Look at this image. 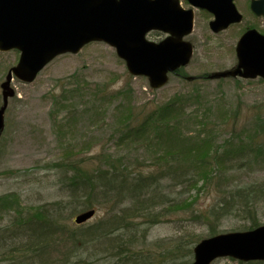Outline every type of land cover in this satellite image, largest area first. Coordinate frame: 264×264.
I'll return each instance as SVG.
<instances>
[{
	"label": "rangeland",
	"instance_id": "obj_1",
	"mask_svg": "<svg viewBox=\"0 0 264 264\" xmlns=\"http://www.w3.org/2000/svg\"><path fill=\"white\" fill-rule=\"evenodd\" d=\"M242 30V25H238L227 32L239 34ZM210 32L205 22L198 18L191 35H205ZM238 37L239 35H230L188 39L193 43L194 52L184 72L187 75L200 76L212 71L231 69L237 61L234 48ZM148 38L155 39L152 35ZM18 56L19 52L16 49L0 51V84L4 81L8 69L17 62ZM71 75L76 77L73 79ZM82 78H86L91 84L105 83L110 91L122 90L127 99L137 104L138 108L145 110L167 101L174 94L184 95L190 93V89L194 87H201L206 100L201 103L199 114L207 121L204 126L209 127L210 130L214 129L213 145L221 144L224 139L230 138L235 133L242 137H247L249 133L254 135L255 129L258 128L257 139L263 146V154L251 158L252 153H249V160L241 169H233L227 164L214 165L216 173L209 182L205 184L201 182L197 191L194 189L181 194V198L188 197L191 193L196 194L197 200L192 208L169 212L166 219L148 226L147 223L142 222V217L135 221L142 222L137 226L140 227L137 234L142 236L145 229L146 235L142 244L151 250V254L159 255L166 246L172 245L181 237L207 238L210 226H215L218 233L228 230L239 231L240 228L247 230L251 222L242 209L231 210L220 218L205 217L209 218L208 220L195 215L198 211L206 215L209 214V209L221 207L220 204L224 202L223 198L226 197L228 188L264 180V80L259 77L254 79L222 77L211 80L200 78L188 82L171 75L167 84L152 89L147 77H134L129 74L124 61L115 54L113 47L102 41L90 42L77 54H59L38 73L34 81L23 83L14 79L10 83L15 94L8 99L4 113L5 127L0 138V197L2 196L6 202L12 199L11 202L18 203L20 211L13 210V207L4 209L2 206L1 209L0 206V238L3 231V237L6 239L5 245L0 246V264H35L34 260L29 259L30 254L24 252L20 255L15 248L25 243L28 233L22 229L16 235L13 231L17 217L22 220L24 216H32L33 213L36 217H42V213L34 209V206H43L40 207L43 209L44 205H47L53 215L59 211L60 225L72 229L79 225L73 219L78 209L72 212L68 207L58 210L55 204L50 205L60 201H64V206L67 204V197L59 181L60 171L54 163L63 160L68 153L78 155L77 158L88 159L87 157H97L107 150L113 157L119 155L127 157L124 160L132 168L146 169L149 166L156 170V165L150 159L156 153L160 154L162 150L159 151L150 145L130 144L126 135L120 130L119 119L113 116L118 100L120 97L124 100V96L111 97L104 104V109L108 111L104 115H93L91 118H88V114L82 113L86 101L91 100L90 91H82L79 87V92L74 95L77 100L76 110L66 109L60 105L63 102L61 99L52 98V92V94H60L61 84H70L73 81L74 87L77 83L81 86ZM1 99L0 87V105ZM194 106L190 104L189 108ZM204 108H207V112L202 110ZM256 118H260L259 124ZM137 159L139 164L136 162ZM160 166L164 168L166 165L162 162ZM10 193L14 195H11L9 200L5 195ZM1 202L0 200V204ZM256 211L255 221L259 225L264 224V202L257 205ZM107 212L106 207L97 206L95 214L83 226L87 227L98 219L105 218ZM62 236L55 237L56 244L52 243L54 249L56 246L57 249L49 251L53 253L54 258H60L68 250L65 242L61 241ZM69 242L67 244H70ZM140 244L138 241V249L141 248ZM77 247L80 251L78 244ZM102 249L98 250L97 247L88 245L83 249V258L87 259L92 253H95V258L106 257L108 253ZM142 249L146 252L143 247ZM5 254H8L6 258ZM237 262L230 257H219L210 264H238Z\"/></svg>",
	"mask_w": 264,
	"mask_h": 264
},
{
	"label": "trees",
	"instance_id": "obj_2",
	"mask_svg": "<svg viewBox=\"0 0 264 264\" xmlns=\"http://www.w3.org/2000/svg\"><path fill=\"white\" fill-rule=\"evenodd\" d=\"M179 71L186 74L182 68ZM70 77L74 79L76 75ZM72 83L73 81L70 84H61L59 95L51 93L52 98L63 101L60 104L62 107L76 110L77 100L74 95L79 92V87L82 91H90L92 96L91 100L83 102L85 109L82 113L88 114V118L104 115L108 111L104 109V104L111 97L124 96V100L122 97L118 100L113 113V116L119 119L120 130L130 144L150 145L162 152L156 153L153 160L150 159L156 165V170L149 166L146 169L132 168L124 160L127 157H113L107 150L97 157H87L88 159L77 158L78 155L68 153L63 160L54 163L60 171L59 181L67 197V204L64 206V201H60L50 205L55 204L58 210L68 207L72 212L78 209L76 214L87 209H94L96 212L97 206L106 207L108 212L105 218L98 219L87 227L81 223L72 229L59 224V211L53 215L47 205H44L43 209H40L43 206H34V209L42 213L41 218L33 213L32 216H24L22 220L19 217L15 219V234L18 235L22 229L28 233L25 243L15 247L16 251L20 255L24 252L30 254L29 259L34 260L35 264H189L193 259V248L203 236L181 237L172 245L166 246L159 255L151 254V250L142 244L146 235L145 229L142 236H138L140 227L137 226L142 222L147 223V226L158 223L166 219L169 212L192 208L197 200L196 194L191 193L188 197H182L183 199L181 194L194 189L197 191L201 182H209L216 173L214 165L227 164L233 169H241L249 160V153H252L251 158L263 154V146L257 139L258 128L255 129L254 135L249 133L250 131L247 137L235 133L224 139L221 144L213 145L214 129L205 127L207 121L199 114V107L203 100H206L201 87H194L190 89V93L184 95L174 94L167 101L145 110L127 99L122 90L110 91L105 83L91 84L86 78H82L81 86L77 83L74 87ZM190 104H194V108H189ZM209 105L212 106L211 103ZM256 121L259 124L260 118H256ZM136 162L139 164V159ZM162 162L166 165L164 168L160 166ZM11 195L14 194L5 196L10 200ZM225 196L221 207L209 209V214L206 215L198 211L195 216L201 219L207 216L220 218L231 210L242 209L251 222L246 229L259 226L255 221V214L257 205L264 202V180L228 188ZM0 200L1 209L2 206L4 209L13 207V210L20 211L18 203L11 202L12 199L6 202L1 196ZM141 217V223L135 222ZM209 228L208 236L219 232L215 226ZM2 233L4 234L3 231ZM3 234L0 238L1 247L6 241ZM60 235H63L61 241L65 242L68 250L62 258H54L53 253L49 251L57 249V246L54 249L52 243L56 244L55 237ZM138 241L146 252L137 248ZM68 242L71 245L67 244ZM88 245L95 246L98 250L104 245L102 250L108 255L95 258V253H92L85 259L83 249ZM6 256L8 254L4 257ZM237 263L264 264V261L240 260Z\"/></svg>",
	"mask_w": 264,
	"mask_h": 264
},
{
	"label": "water",
	"instance_id": "obj_3",
	"mask_svg": "<svg viewBox=\"0 0 264 264\" xmlns=\"http://www.w3.org/2000/svg\"><path fill=\"white\" fill-rule=\"evenodd\" d=\"M190 1L214 13L215 19L210 23L214 31L241 20L232 0L208 5L202 0ZM165 2L0 0V51H19L17 62L0 84V134L5 126L8 99L15 94L10 84L12 79L32 82L58 54L77 53L90 41L102 40L113 46L132 75L148 76L149 85L155 89L164 86L168 73L187 65L193 53L191 42L181 40L191 32L192 11L180 9L178 0H172L169 7ZM154 28L169 35L159 42L149 41L145 35ZM235 49L237 64L231 69L214 71L208 77L264 78V35L249 30L240 36ZM193 78V75L186 77ZM94 213V209L77 213L75 223L86 222ZM229 256L239 261L264 260V224L201 239L193 248V260L189 264H210L218 257Z\"/></svg>",
	"mask_w": 264,
	"mask_h": 264
},
{
	"label": "flooded vegetation",
	"instance_id": "obj_4",
	"mask_svg": "<svg viewBox=\"0 0 264 264\" xmlns=\"http://www.w3.org/2000/svg\"><path fill=\"white\" fill-rule=\"evenodd\" d=\"M202 1L206 2V5H208V3H222L228 0ZM171 2L172 0H166L165 6H171ZM232 3L240 14L241 20L239 22H230V24H228L226 28L219 29V31H213V29L210 28V23L215 19V16L209 8L203 6H195L190 0H179L180 9L184 11L191 10L193 19L191 32L187 33L186 35H183L181 37V40L187 41L188 39L241 35L244 34L246 31L252 29L257 30V32L261 34H264V0H232ZM198 18L202 19L205 22L206 27L211 31L209 34H199L198 36L191 35L194 31ZM238 25H242L243 27V30L239 34L238 32H227L228 30H230V28ZM149 34L155 37L153 41H160L164 39L167 35V33L156 29L149 31ZM176 75L180 78L184 77V74L181 73L179 70L176 72Z\"/></svg>",
	"mask_w": 264,
	"mask_h": 264
}]
</instances>
